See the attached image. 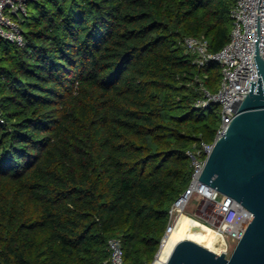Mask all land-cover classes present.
I'll return each mask as SVG.
<instances>
[{
	"label": "trees",
	"instance_id": "1",
	"mask_svg": "<svg viewBox=\"0 0 264 264\" xmlns=\"http://www.w3.org/2000/svg\"><path fill=\"white\" fill-rule=\"evenodd\" d=\"M236 0H34L23 46L0 38V264H151L186 189L187 150L215 137Z\"/></svg>",
	"mask_w": 264,
	"mask_h": 264
},
{
	"label": "built area",
	"instance_id": "2",
	"mask_svg": "<svg viewBox=\"0 0 264 264\" xmlns=\"http://www.w3.org/2000/svg\"><path fill=\"white\" fill-rule=\"evenodd\" d=\"M31 1L34 0H0V38L20 46L25 44L22 22L29 14L28 5ZM231 16L233 18L231 38L220 51L212 52L204 37L187 36L183 40L186 52L193 56L198 67H203L211 61L219 62L221 66L218 90L213 92L202 85L201 96L195 103L199 108H206L211 104L219 105L221 122L213 141H200L192 149L187 150L192 166L191 179L186 189L170 207L169 224L160 249L174 223V218L196 199L199 203L197 211L205 221L201 224L218 232L223 244L222 252L226 251L227 256H230L243 237L253 217V213L242 203L196 178L204 169L216 141L226 133L240 102L250 93L251 80H259L254 58L257 47L264 59V0H236ZM108 250L110 257L105 264H128L124 259L120 238H111L108 241Z\"/></svg>",
	"mask_w": 264,
	"mask_h": 264
},
{
	"label": "water",
	"instance_id": "3",
	"mask_svg": "<svg viewBox=\"0 0 264 264\" xmlns=\"http://www.w3.org/2000/svg\"><path fill=\"white\" fill-rule=\"evenodd\" d=\"M254 58L259 80H251L250 93L196 177L242 203L252 220L230 256L183 239L166 264H264V59L258 47Z\"/></svg>",
	"mask_w": 264,
	"mask_h": 264
},
{
	"label": "bare ground",
	"instance_id": "4",
	"mask_svg": "<svg viewBox=\"0 0 264 264\" xmlns=\"http://www.w3.org/2000/svg\"><path fill=\"white\" fill-rule=\"evenodd\" d=\"M185 217H188L185 212L180 213L176 217L173 225L170 228L169 234L166 237V239H165V241H164V243H163V245H162V247H161V249L157 255V260H156L157 264H166V262L168 261L170 254H171L172 250L174 249L175 245L179 241L183 240L180 238V236L178 234V233H180V231H179V229H177V227H178V224H180L182 219ZM196 226L201 228V230H195L194 227H196ZM200 226H204V225H202L201 222H198L194 225L193 222L190 220L188 222H183L181 224V228L186 230L187 232H189L191 234V237L193 238L192 240H194L196 242L201 241L203 239H206V237H208L210 240L213 239V238L211 239L210 236L216 237L218 239V242H216L215 244L216 245L219 244V246H218L219 250L218 251L213 250V251L216 253H221L222 248H223V244L220 241L218 232L214 228L204 226L207 229H203ZM177 230H178V233H177ZM185 239H190V238H185ZM208 242H210V241H208ZM211 242H213V241H211ZM198 243H200V242H198ZM200 244H202V243H200Z\"/></svg>",
	"mask_w": 264,
	"mask_h": 264
},
{
	"label": "rangeland",
	"instance_id": "5",
	"mask_svg": "<svg viewBox=\"0 0 264 264\" xmlns=\"http://www.w3.org/2000/svg\"><path fill=\"white\" fill-rule=\"evenodd\" d=\"M219 114H220V110H219ZM220 122H221V119L219 120V124H220ZM198 206H199V203H198V200L196 199L184 211L187 214L188 217L183 218L182 221H181V223L178 224V227H177V229H179V231H180V233H178V230H177V233L179 234V236H180L181 239H185V238L193 239L191 237V234L189 232H187L186 230H184V229L181 228V224L183 222H188L190 220V221L193 222L194 225L196 223H198V222H202V223L205 222L203 216L201 214H199V212L197 211ZM174 219H176V218H174ZM200 227H202L203 229H207L204 226H200ZM210 238L211 239L213 238V239L210 240L208 237H206V239H203V240L198 241V242L202 243L203 245H205L206 247H208V248H210V249H212L214 251H218L219 250V248H218L219 244L218 245L215 244L216 242H218V239L216 237H211V236H210ZM208 241H210V242H208ZM211 241H213V242H211Z\"/></svg>",
	"mask_w": 264,
	"mask_h": 264
}]
</instances>
